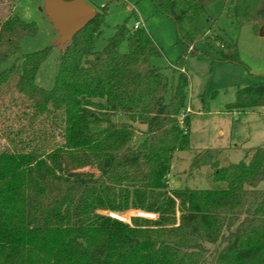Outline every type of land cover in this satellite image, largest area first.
Returning a JSON list of instances; mask_svg holds the SVG:
<instances>
[{
    "label": "trees",
    "instance_id": "trees-1",
    "mask_svg": "<svg viewBox=\"0 0 264 264\" xmlns=\"http://www.w3.org/2000/svg\"><path fill=\"white\" fill-rule=\"evenodd\" d=\"M19 1L0 0V48ZM149 1L173 25L180 53L169 95L142 26H115L96 50L109 1L63 45L51 90L36 83L50 48L0 73V264H264V145L237 164L221 159L223 149L199 151L190 170H207V189L169 190L167 181L174 155L190 150L189 120H179L186 58L240 63L235 44L199 26L217 0ZM225 3L238 23H264V0ZM196 43L200 53L190 52ZM256 108L264 78L236 89L225 112ZM118 115L126 122H114ZM128 210L157 219L101 214Z\"/></svg>",
    "mask_w": 264,
    "mask_h": 264
},
{
    "label": "rangeland",
    "instance_id": "rangeland-1",
    "mask_svg": "<svg viewBox=\"0 0 264 264\" xmlns=\"http://www.w3.org/2000/svg\"><path fill=\"white\" fill-rule=\"evenodd\" d=\"M81 1L97 13L101 12L105 3L110 2L103 17V33L96 42V50L105 46L115 26L125 24L131 28L136 22L140 23L160 51L161 57L152 64L161 68L168 78L169 95L177 82L174 69L178 68L180 57L171 22L155 12L149 0ZM225 4V0L211 3L206 14L200 18L199 26L205 30V37L219 35L235 44L240 63L219 64L198 55L186 58L183 64V70L189 78L186 108L181 111L179 120L183 117L189 120L190 150L174 155L167 178L169 190L209 187L205 178L206 169L196 172L190 170L192 159L201 150L223 149L221 159L237 164L249 150L264 145V108L240 114L225 112V106L234 101L236 89L255 85L259 78H264V23L258 30L250 24H240L228 14ZM1 31L9 40L0 48L1 57L5 61L0 66V73L15 58L50 48L49 57L38 70L36 83L51 90L56 80L60 52L64 47L58 42V31L44 13L42 1L20 0L14 8L13 18L1 26ZM202 46L196 43L189 51L200 53ZM210 58L216 59L217 56L210 54ZM113 121L126 122L121 115ZM138 138L141 139V135ZM135 213L145 214L128 210L120 215L131 220L136 218ZM154 216L157 219V215ZM175 217L178 220V212Z\"/></svg>",
    "mask_w": 264,
    "mask_h": 264
},
{
    "label": "water",
    "instance_id": "water-1",
    "mask_svg": "<svg viewBox=\"0 0 264 264\" xmlns=\"http://www.w3.org/2000/svg\"><path fill=\"white\" fill-rule=\"evenodd\" d=\"M41 1L44 13L59 33L60 45L70 42L97 14L81 0Z\"/></svg>",
    "mask_w": 264,
    "mask_h": 264
},
{
    "label": "built area",
    "instance_id": "built-area-1",
    "mask_svg": "<svg viewBox=\"0 0 264 264\" xmlns=\"http://www.w3.org/2000/svg\"><path fill=\"white\" fill-rule=\"evenodd\" d=\"M138 27H140V23L139 22H136L134 25H133V29H137ZM183 116L181 115V118ZM108 217L114 219V220H117L119 222H122V223H127L129 224L130 223V219L129 217H125V216H122V215H118V214H114V213H107L106 214ZM146 216H144L143 214H140V213H135V216L138 217V218H144V219H149V220H153L155 219V216L154 215H147L145 214Z\"/></svg>",
    "mask_w": 264,
    "mask_h": 264
},
{
    "label": "bare ground",
    "instance_id": "bare-ground-1",
    "mask_svg": "<svg viewBox=\"0 0 264 264\" xmlns=\"http://www.w3.org/2000/svg\"><path fill=\"white\" fill-rule=\"evenodd\" d=\"M144 216H146L145 214H143Z\"/></svg>",
    "mask_w": 264,
    "mask_h": 264
}]
</instances>
